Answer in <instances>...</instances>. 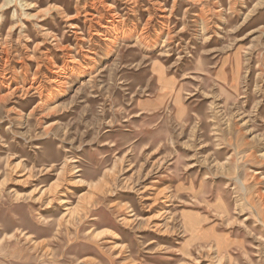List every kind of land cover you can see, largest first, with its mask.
<instances>
[{
  "label": "rangeland",
  "instance_id": "obj_1",
  "mask_svg": "<svg viewBox=\"0 0 264 264\" xmlns=\"http://www.w3.org/2000/svg\"><path fill=\"white\" fill-rule=\"evenodd\" d=\"M0 264H264V0H0Z\"/></svg>",
  "mask_w": 264,
  "mask_h": 264
},
{
  "label": "bare ground",
  "instance_id": "obj_2",
  "mask_svg": "<svg viewBox=\"0 0 264 264\" xmlns=\"http://www.w3.org/2000/svg\"><path fill=\"white\" fill-rule=\"evenodd\" d=\"M8 3H12V2H8ZM190 233H195V232L191 231ZM218 244H219V246L216 244V249H217L218 252H221V251L226 249V245H221L220 242H218Z\"/></svg>",
  "mask_w": 264,
  "mask_h": 264
}]
</instances>
